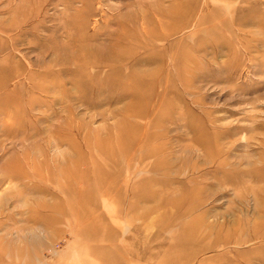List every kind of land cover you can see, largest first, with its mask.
Masks as SVG:
<instances>
[{
  "label": "rangeland",
  "instance_id": "rangeland-1",
  "mask_svg": "<svg viewBox=\"0 0 264 264\" xmlns=\"http://www.w3.org/2000/svg\"><path fill=\"white\" fill-rule=\"evenodd\" d=\"M0 264H264V0H0Z\"/></svg>",
  "mask_w": 264,
  "mask_h": 264
},
{
  "label": "bare ground",
  "instance_id": "bare-ground-1",
  "mask_svg": "<svg viewBox=\"0 0 264 264\" xmlns=\"http://www.w3.org/2000/svg\"><path fill=\"white\" fill-rule=\"evenodd\" d=\"M122 123V122H121ZM125 127H128V126H126V124H122V126L121 127H119V128H117L118 129V135L116 136H114V135H112V136H106L103 140H101V142L100 143H98L97 145L99 146V147H103L104 149H103V151L105 150V155L106 154H110V150H109V148H110V146L109 145H113V147L116 149L115 150V154L113 155L114 157L116 156V155H120V156H124L125 154H126V152L128 151V149H129V146L128 145H126V144H124V134L126 133V131H125ZM130 130H132L130 127H128ZM116 132V131H115ZM110 143V144H109ZM133 142H131V144H132ZM145 145H146V140H145V142L143 143V147H145ZM141 160V159H140ZM11 161V160H10ZM131 161V160H130ZM130 161H128V163L127 164H129V162ZM17 162L18 161H13L12 160V162L11 163H9V167H13V166H17ZM11 167V168H12ZM14 169V168H13ZM158 171V169H156V168H153V169H151L150 170V172H152V174H156V172ZM19 172V171H18ZM13 175V174H12ZM16 175V174H15ZM12 177H14V176H12ZM44 217V216H43ZM32 218V217H31ZM36 218V217H35ZM42 218V217H41ZM32 219H34V217L32 218ZM37 220H41V219H37ZM37 220H34V221H37ZM39 222V221H38ZM41 222V221H40ZM35 223H37V222H35ZM44 225V224H43ZM45 227V226H44ZM33 231V234H32V239H34L35 241H38L39 242V239L41 238V233L38 231V232H36L34 229L32 230ZM35 231V232H34ZM43 234V233H42Z\"/></svg>",
  "mask_w": 264,
  "mask_h": 264
}]
</instances>
